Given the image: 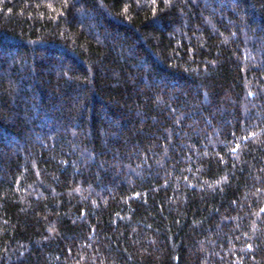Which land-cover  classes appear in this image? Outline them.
Returning a JSON list of instances; mask_svg holds the SVG:
<instances>
[{
	"label": "trees",
	"instance_id": "trees-1",
	"mask_svg": "<svg viewBox=\"0 0 264 264\" xmlns=\"http://www.w3.org/2000/svg\"><path fill=\"white\" fill-rule=\"evenodd\" d=\"M0 264H264V0H0Z\"/></svg>",
	"mask_w": 264,
	"mask_h": 264
}]
</instances>
